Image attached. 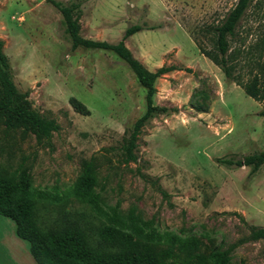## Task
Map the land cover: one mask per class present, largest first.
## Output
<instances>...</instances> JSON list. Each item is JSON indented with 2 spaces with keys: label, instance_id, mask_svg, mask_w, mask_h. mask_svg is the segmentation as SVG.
I'll list each match as a JSON object with an SVG mask.
<instances>
[{
  "label": "rangeland",
  "instance_id": "374dc122",
  "mask_svg": "<svg viewBox=\"0 0 264 264\" xmlns=\"http://www.w3.org/2000/svg\"><path fill=\"white\" fill-rule=\"evenodd\" d=\"M67 1V0H62ZM80 34L115 43L132 24L143 28L124 43L155 79L153 104L168 107L141 128L133 152L122 139L145 110V90L112 51L71 49L58 10L46 0H0V42L12 80L30 106L53 119L49 138L0 122V173L24 178L37 225L81 227L93 243L112 225L160 247L194 236L204 250H228L229 264H264V163L225 166L264 150V0H253L230 39L242 83L256 76L255 101L197 48L212 47V27L236 0H81ZM126 41V42H125ZM75 97L89 110L75 111ZM91 165L94 200L74 185ZM1 222L7 220L0 216Z\"/></svg>",
  "mask_w": 264,
  "mask_h": 264
},
{
  "label": "trees",
  "instance_id": "16d2710c",
  "mask_svg": "<svg viewBox=\"0 0 264 264\" xmlns=\"http://www.w3.org/2000/svg\"><path fill=\"white\" fill-rule=\"evenodd\" d=\"M60 13L71 49L76 47L99 48L114 52L132 71L138 84L145 90V110L132 124L131 130L122 139L121 150L126 161L135 162L133 152L141 128L157 113L168 114L169 108L153 104L155 79L173 69L174 66H160L155 71L147 69L125 45L124 40L143 27L129 25L120 40L110 43L104 40L84 38L80 34L79 19L82 13L81 0H46ZM253 0H236L224 18L212 27V47L206 49L198 39L195 44L224 76L239 85L244 93L259 101L260 94L256 76L242 81L234 75L236 62L230 49V39L234 37L240 19ZM264 49V46H263ZM71 107L80 114L89 113L87 107L75 97L69 98ZM264 116V109L260 111ZM0 122L6 126H21L39 137L49 138L58 129L55 120L40 115L33 109L27 95L15 86L7 56L0 42ZM225 166H248L250 173L264 163V150H254L240 158H217ZM93 174L91 165H86L74 185V193L89 201L94 200L92 192ZM31 191L24 178L17 182L0 173V215L11 219L19 238L29 244V251L36 264H229L228 250L202 249L194 236L182 239L176 246L160 247L147 241L136 239L112 225L101 226L92 243L87 233L75 223H64L47 229L37 225ZM248 238L264 240V228L251 227Z\"/></svg>",
  "mask_w": 264,
  "mask_h": 264
},
{
  "label": "crops",
  "instance_id": "0c3cea01",
  "mask_svg": "<svg viewBox=\"0 0 264 264\" xmlns=\"http://www.w3.org/2000/svg\"><path fill=\"white\" fill-rule=\"evenodd\" d=\"M1 221L3 220H0V264H36L30 254L28 242L17 236L15 224L7 220Z\"/></svg>",
  "mask_w": 264,
  "mask_h": 264
}]
</instances>
